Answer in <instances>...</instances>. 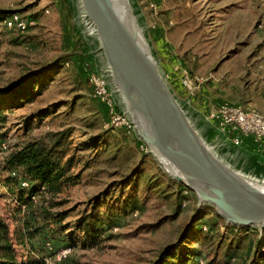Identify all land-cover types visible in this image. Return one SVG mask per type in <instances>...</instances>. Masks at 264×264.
Instances as JSON below:
<instances>
[{"label":"rangeland","instance_id":"1","mask_svg":"<svg viewBox=\"0 0 264 264\" xmlns=\"http://www.w3.org/2000/svg\"><path fill=\"white\" fill-rule=\"evenodd\" d=\"M130 2L161 72L199 133L234 168L264 179V143L245 138L233 146L213 122L205 119L211 108L223 102L264 111V0H153L154 10L144 0ZM0 9L17 10L36 19V26L22 34L5 29L0 22V87L11 84L23 71L65 52L63 45L70 46L76 36L88 48L93 47L79 22L75 0H0ZM92 65L96 71L95 63ZM185 71L203 78L193 93L182 84ZM82 77L85 75L78 65L65 66L41 95L8 112L6 122L0 126V135L5 133L1 141L7 149L24 137L23 120L29 114L49 103L61 102L53 115L35 121L38 127L34 131L65 125L76 128L73 146L79 148L77 169L83 182L62 194L65 203L61 210L70 212L64 222L75 221L88 210L99 192L144 159L142 148L145 151L134 131L122 126L114 128L120 133L118 140L110 138L105 152L85 146L90 135L106 132L107 114ZM117 110L122 111L120 106ZM116 143L120 150L114 157ZM145 154L149 156L145 173L153 174L155 167L162 171L155 159L146 151ZM87 161L89 167L84 169ZM111 192L114 196L118 190ZM153 193L147 200L138 193L133 211L119 216L97 246H76L65 260L58 263L52 258L46 264H150L162 248L177 240L194 215L203 213L199 207L209 205L199 206L190 191L184 199L185 207L171 218L176 209L175 195L164 198L162 192L159 196ZM125 195L128 197L126 192ZM3 212L0 199V215ZM209 218L218 225L211 233L203 231L207 236L204 248L196 240L189 243L202 249V264L247 262L264 227L225 229V221L213 215H205L202 220Z\"/></svg>","mask_w":264,"mask_h":264},{"label":"trees","instance_id":"2","mask_svg":"<svg viewBox=\"0 0 264 264\" xmlns=\"http://www.w3.org/2000/svg\"><path fill=\"white\" fill-rule=\"evenodd\" d=\"M144 2L154 10L153 0ZM12 12L18 11L0 9V22ZM63 46L65 52L23 71L11 84L0 87V126L6 122L8 112L41 95L65 66L78 65L85 75L83 81L89 84L88 74L94 69L85 43L76 36L70 46ZM3 101L6 104H1ZM61 105L60 101L52 102L29 114L23 120L24 137L5 150L1 148L5 133L0 135V199L4 203V212L0 215V264H46V259H54L62 248L72 250L76 246H97L104 233L117 224L119 216L133 211L138 193H141L143 200L153 196V192H156V196L162 192L164 198L174 194L176 209L170 215L171 218H176L180 207H185L182 206L183 201L191 190L165 176L158 167L154 168L153 174H146L145 166L149 164L146 158L149 156L142 148L143 160L121 179L99 192L89 203V209L75 221L64 222L70 212L61 210V205L65 203L62 194L83 182L82 174L77 169L76 150L79 148L73 146L76 128L65 125L59 129L47 127L34 131L38 127L35 121L53 115ZM101 106L107 114L106 108ZM105 131L103 134L90 135L85 146L105 152L109 147V139L116 141L119 137L118 130L115 132L112 128H106ZM118 143L113 146L114 157L120 150ZM87 163L84 169L89 167ZM22 181L27 185H22ZM112 189L118 190L114 196ZM124 192L128 197H123ZM199 209L203 213L194 215L177 240L162 248L150 264H202V249L189 243L196 240L204 248L207 236L203 231L211 233L217 227L216 220L209 218L203 221V216L213 215L217 220L223 218L211 205L200 206ZM224 225L225 229H238L225 222ZM218 235L221 237L220 233ZM244 264H264V229L258 236L251 258Z\"/></svg>","mask_w":264,"mask_h":264},{"label":"water","instance_id":"3","mask_svg":"<svg viewBox=\"0 0 264 264\" xmlns=\"http://www.w3.org/2000/svg\"><path fill=\"white\" fill-rule=\"evenodd\" d=\"M75 1L79 22L96 43L92 52L103 62L98 72L145 151L226 224L263 228L264 179L234 168L199 133L161 72L130 0Z\"/></svg>","mask_w":264,"mask_h":264},{"label":"built area","instance_id":"4","mask_svg":"<svg viewBox=\"0 0 264 264\" xmlns=\"http://www.w3.org/2000/svg\"><path fill=\"white\" fill-rule=\"evenodd\" d=\"M35 23V20L25 17L19 12H12L1 21L5 29L15 30L19 33L28 31ZM181 78L183 86L190 93H193L203 81L201 76H190L186 71L182 74ZM88 81L92 88L93 97L107 110L108 116L105 128L114 129L115 127L122 126L128 128V130L132 129L124 113L117 110L118 106L105 76L98 71L92 70L88 74ZM205 119L213 122L219 132L224 134L233 145H240L245 138H250L256 143H264V111L257 108L238 103L223 102L211 108L205 115ZM1 148L5 149L3 142L1 143ZM21 184L27 185L25 181H22ZM185 203L183 201L182 206ZM70 251V248L58 250L54 260L58 263L61 262ZM48 260L46 259V263Z\"/></svg>","mask_w":264,"mask_h":264},{"label":"crops","instance_id":"5","mask_svg":"<svg viewBox=\"0 0 264 264\" xmlns=\"http://www.w3.org/2000/svg\"><path fill=\"white\" fill-rule=\"evenodd\" d=\"M89 38H90V40L92 41V45L91 46H93V47H89L88 48V46H87V48H88V53H89V56H90V61H91V63H95V68H96V70L97 71H99V70H101L102 69V67H103V62H102V59H101V57H100V55L99 54H96V53H93L92 52V50L96 47V43L94 42V39H92L90 36H89ZM93 48V49H92ZM90 49H92V50H90ZM98 67V68H97Z\"/></svg>","mask_w":264,"mask_h":264},{"label":"bare ground","instance_id":"6","mask_svg":"<svg viewBox=\"0 0 264 264\" xmlns=\"http://www.w3.org/2000/svg\"><path fill=\"white\" fill-rule=\"evenodd\" d=\"M261 187H263V188H264V185H261Z\"/></svg>","mask_w":264,"mask_h":264}]
</instances>
